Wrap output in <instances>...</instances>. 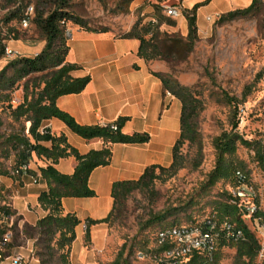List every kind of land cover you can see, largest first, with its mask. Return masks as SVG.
<instances>
[{
    "label": "rangeland",
    "instance_id": "374dc122",
    "mask_svg": "<svg viewBox=\"0 0 264 264\" xmlns=\"http://www.w3.org/2000/svg\"><path fill=\"white\" fill-rule=\"evenodd\" d=\"M204 1L70 0L68 10L83 18L88 28L109 29L119 36L126 33L137 19L142 22L169 19L175 24H161L158 27L160 35L168 33L185 37L186 30L181 35L178 20L184 18V12L195 3ZM260 2V10L255 15L224 22L219 21L220 15L227 12L222 1L203 3L195 12L197 36L191 51L150 60L151 68L190 89L196 101L195 126L200 149L198 143H183L178 148L184 163L182 168L168 177L165 172L156 169L159 178L154 181L151 192H133L123 200L119 212L104 223L103 245L94 250L97 264H107L123 242H126V248L132 246L129 257L132 264H140L138 251L144 247V242L150 245L151 234L158 227L187 224L206 216L217 217V203L224 201L222 192L231 189L232 181H218L212 187L206 186L207 174L215 163L213 139L223 131H230L236 119L237 133L252 141V146L238 145L235 159L255 187L259 211L264 212V166L260 165L255 155L256 147L264 150V0ZM162 4H177L182 9L181 14L175 18L167 16ZM21 5H31L33 9L39 6L47 12L55 7V0H0L2 42L18 55L32 56L44 45L39 31L30 22L23 26L18 19L5 21V17ZM9 59L6 56L0 58V69ZM42 78V74L34 73L16 81L10 90L11 108L24 96L29 98L34 95L43 86ZM246 86H250V93L239 103L237 113L221 101L222 93L240 99ZM6 105L7 102H0V134L21 131L23 126L26 133L29 123L24 118H12ZM177 136L176 133L175 138ZM13 161L12 152L8 157L0 156L3 169H10ZM22 186L23 183L10 174H0V206L11 210L12 244L28 259L29 264H62L56 254L50 259L44 255L43 263L38 254L39 248L34 245L35 238L25 237L24 225L33 224V221L20 213L31 212L27 214L31 217L37 214V209L21 197L18 190ZM167 212L170 214L163 221L145 226L151 216ZM243 221L264 246V233L256 228L251 219L244 217ZM78 245L77 238L71 251H76ZM234 254L233 247H222L217 264H232ZM68 260L70 262V252ZM255 264H264V252L261 256L258 254Z\"/></svg>",
    "mask_w": 264,
    "mask_h": 264
},
{
    "label": "trees",
    "instance_id": "16d2710c",
    "mask_svg": "<svg viewBox=\"0 0 264 264\" xmlns=\"http://www.w3.org/2000/svg\"><path fill=\"white\" fill-rule=\"evenodd\" d=\"M207 1L209 0L195 3L184 12L186 20L185 37L168 33L160 35L158 27L161 24H175L174 21L169 19L157 20L156 22L152 20L142 22L141 19H137L130 29L121 36L136 38L139 41L138 56L146 62H150V60L157 57L161 58V56H171L179 53L184 55V53L191 51L196 40V9ZM69 2L70 0H55V7L47 12L39 9V6L34 8L32 15L28 17V22L32 23L42 35L44 40L42 49L32 56L17 54L15 57L10 58L0 69L1 104L7 102L5 108L10 110L12 118L15 120L24 118L29 123L26 133L25 126H23L21 131H11L6 135L0 134V156L8 157L11 152L14 156L10 169L1 168L0 162V174H10L15 179H19L22 173L18 171V167L28 164L32 153L49 161L47 165L39 168V175L45 180L46 188L38 193L36 199L37 204L44 211V215L39 217L33 224H25L23 229L26 238H35L34 245L39 248L38 254L41 256L43 263L45 262L44 255L50 259L56 254L62 264H70L68 255L75 239V227L79 224V219L73 213L63 212L62 198L91 197L94 195V191L88 185V177L94 168L109 164L112 155L109 144H142L149 139L148 134L145 132L123 133L121 128L127 117L120 116L115 121L102 125H81L56 106L55 102L59 96L78 93L89 81L88 75L72 76L71 72L77 70L79 66L65 61L68 50L65 30L68 23L88 30L91 29L87 27L83 18L68 10ZM260 5V0H251L245 7L235 8L223 13L220 15L219 21L224 22L251 17L260 10ZM27 6L29 5H21L11 11L5 17V21L18 19L21 23L23 18H27L25 14ZM100 30L106 31L107 29ZM2 39L3 37H0V58L4 56V48L6 47ZM150 72L161 81L164 91H168L180 102L179 134L172 146L171 161L166 167L159 164L146 166L135 179L113 182L111 186V209L101 219H88L86 221L85 242L89 241V225L108 222L112 216L119 212L123 200L128 195L133 192H151L153 190V183L159 178V175L155 172L156 169L165 172L168 177L184 166L182 157L178 152L180 145L185 142L198 143L200 149L195 126L196 101L191 96L190 89L180 85L175 79L164 73ZM34 73L43 75V86L31 97L24 96L20 103L11 108L10 90L13 85L16 81ZM249 93L250 86H246L241 91L240 99L228 93H222L220 97L222 102L229 105L237 113L239 103L244 101ZM50 118L61 120L72 133L85 140L98 138L108 145L100 149H90L85 153H80L67 142L63 133H50L48 129L42 126L43 122ZM111 124L116 125L115 130L111 127ZM237 126L238 120L236 119L232 123L230 131H223L214 137L215 163L214 167L208 172L205 183L206 186L212 187L218 181H232L231 189L222 192L225 197L224 201L217 203V217L213 218L217 223L223 220L234 223L242 230V237L238 241L227 240L220 233L216 241L213 264H217L220 249L224 246L235 249L232 264H255V259L261 247L254 232L243 221L246 216L237 204V199L231 193V190L237 184L235 173L236 171H242V166L235 159L236 149L238 145L252 146V141L237 133ZM44 143H48V146ZM255 155L260 165L264 166V150L256 147ZM68 157H73L76 162L72 172H60L55 164L60 159ZM242 172L244 173V171ZM25 173L33 177L37 176L30 169H27ZM247 180L249 181L248 178ZM0 210L6 214H11L9 207L0 206ZM168 214L170 212L151 216L146 221L145 226L163 221ZM257 216L260 217L261 223H264V212L261 213L259 208ZM163 227L167 226H160L152 232L150 245L147 246V243L144 242V247L138 253L145 254L148 257L164 249L163 246L157 244L155 238L156 230ZM126 247V242H123L107 264H132L129 258L132 253V246ZM199 258V254L193 253L185 264H198Z\"/></svg>",
    "mask_w": 264,
    "mask_h": 264
},
{
    "label": "crops",
    "instance_id": "0c3cea01",
    "mask_svg": "<svg viewBox=\"0 0 264 264\" xmlns=\"http://www.w3.org/2000/svg\"><path fill=\"white\" fill-rule=\"evenodd\" d=\"M212 1V0H211ZM227 11L247 6L251 0H220ZM185 21V26H184ZM180 32L186 30V20H178ZM129 26L128 30L130 29ZM68 50L65 61L77 64L79 68L71 72L74 77L89 76L84 88L73 94L61 95L56 106L69 114L81 125L106 124L118 117H127L121 131L123 133L145 132L149 139L142 144H109L112 155L109 164L94 168L88 185L94 191L91 197L62 198L63 212L73 213L79 224L75 227L78 249L71 251V264H97L94 250H99L104 242V223L88 227L89 241H84L86 221L105 217L111 209V186L113 182L137 178L146 166L167 165L171 161L170 149L176 140L180 115V102L168 91H164L161 81L150 71V63L138 56L139 41L115 35L111 30L86 29L77 25H67ZM50 133H63L67 142L80 153L90 149H100L108 144L102 139L85 140L72 133L65 124L50 118L43 122ZM178 137V136H177ZM175 138V140H174ZM48 146V143H44ZM49 163L43 157L32 153L28 169L37 176L22 173L19 180L23 186L18 192L28 203L33 204L37 214H20L33 223L44 211L37 204L38 193L46 188V182L39 175V168ZM76 162L73 157L60 159L55 167L63 173H71ZM73 241V242H74ZM73 244V243H72Z\"/></svg>",
    "mask_w": 264,
    "mask_h": 264
},
{
    "label": "built area",
    "instance_id": "2783aa9c",
    "mask_svg": "<svg viewBox=\"0 0 264 264\" xmlns=\"http://www.w3.org/2000/svg\"><path fill=\"white\" fill-rule=\"evenodd\" d=\"M163 11L169 17L175 18L181 14V8L177 4H162ZM33 13V7L27 6L25 14L27 18L21 20L25 26L28 23V17ZM69 36V30H65ZM18 53L8 47L4 48V56L13 58ZM115 130L116 125L111 124ZM28 164L20 165L18 171L25 173ZM17 171V172H18ZM237 184L231 190L233 197L237 199V204L243 210L244 215L253 221L256 228L264 233V223H261L258 211V195L255 187L247 180L242 171L235 173ZM35 179V177H33ZM227 240L238 241L242 237V230L234 223L223 220L220 223L210 216L204 217L200 221H194L187 224H174L163 227L155 232V238L158 245L164 249L150 256L138 253L137 259L142 264H185L193 253L199 254L198 264H213L216 241L219 234ZM13 229L11 214H6L0 210V264H29L28 259L18 252L12 244ZM264 252V246L261 245L259 255ZM146 262V263H145Z\"/></svg>",
    "mask_w": 264,
    "mask_h": 264
}]
</instances>
